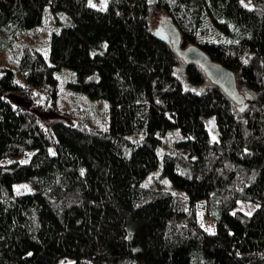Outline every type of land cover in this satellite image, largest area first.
Instances as JSON below:
<instances>
[{
  "label": "trees",
  "instance_id": "trees-1",
  "mask_svg": "<svg viewBox=\"0 0 264 264\" xmlns=\"http://www.w3.org/2000/svg\"><path fill=\"white\" fill-rule=\"evenodd\" d=\"M152 7L252 92L246 108L153 34ZM52 14L49 55L24 47L0 76V264H264V0H0V53ZM63 69L74 94L109 103L108 129L41 124ZM160 162L185 196L143 185ZM240 201L255 211L232 212Z\"/></svg>",
  "mask_w": 264,
  "mask_h": 264
},
{
  "label": "rangeland",
  "instance_id": "rangeland-1",
  "mask_svg": "<svg viewBox=\"0 0 264 264\" xmlns=\"http://www.w3.org/2000/svg\"><path fill=\"white\" fill-rule=\"evenodd\" d=\"M89 3L97 8L104 10L107 8L109 0H88ZM55 19V15L48 21H44L43 25L35 31H29L27 34H19L17 41L15 42L12 50L0 53V76L4 69L16 70L17 57L19 56L22 48L32 47L35 48L45 56L49 55V42L52 33L55 31V24L52 22ZM168 18L156 7H152L150 11V26L151 31L159 39L169 42L168 36L164 32V25L167 23ZM72 72L68 69H63L56 73V77L59 83V97L55 104L46 105L44 109H39V118L42 125H45L49 120L54 118H64L69 121L80 123L84 126L93 129L106 130L109 128L110 114L109 103L107 101H93L86 95L74 94L69 88L68 83L72 80ZM240 92L245 96L247 102L252 101V92L247 88H240ZM9 100L15 107L33 108V105L25 103L18 96L12 95ZM249 105L247 103L244 106L246 108ZM243 108V109H244ZM206 128L209 131L211 139L213 141L218 140V132L216 124L213 118L207 117L205 119ZM171 141H164L163 146L160 149L161 153L172 152ZM33 152H30L27 156L18 158L20 163L29 162ZM162 164L160 162L159 167L154 170L143 182L144 186H150L159 190L170 192L174 195L185 196L183 191H180L172 186V184L161 176ZM33 185L30 183H20L14 186L16 195H23L31 193ZM206 202H202L199 205V220L202 226L209 232L215 230V220L211 215L207 213ZM256 209V206L247 202H238L237 207L232 211H241L246 214H252ZM217 214V212L215 213Z\"/></svg>",
  "mask_w": 264,
  "mask_h": 264
},
{
  "label": "water",
  "instance_id": "water-1",
  "mask_svg": "<svg viewBox=\"0 0 264 264\" xmlns=\"http://www.w3.org/2000/svg\"><path fill=\"white\" fill-rule=\"evenodd\" d=\"M164 32L169 38L173 52L186 67H197L205 77L238 107L247 104L240 92L236 75L225 66L213 61L200 47L191 45L184 48L182 34L172 21L164 25Z\"/></svg>",
  "mask_w": 264,
  "mask_h": 264
}]
</instances>
